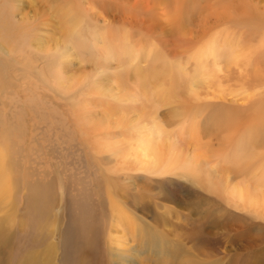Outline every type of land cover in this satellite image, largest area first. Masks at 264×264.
<instances>
[{
    "label": "rangeland",
    "instance_id": "rangeland-1",
    "mask_svg": "<svg viewBox=\"0 0 264 264\" xmlns=\"http://www.w3.org/2000/svg\"><path fill=\"white\" fill-rule=\"evenodd\" d=\"M81 41L112 44L84 60ZM37 70L79 95L55 94ZM90 116L108 120L90 127ZM157 124L181 156L170 171L130 158L119 171L96 149L126 141L130 157ZM8 158L3 264H264V218L221 185L264 191L253 168L264 160V0H0Z\"/></svg>",
    "mask_w": 264,
    "mask_h": 264
},
{
    "label": "bare ground",
    "instance_id": "bare-ground-1",
    "mask_svg": "<svg viewBox=\"0 0 264 264\" xmlns=\"http://www.w3.org/2000/svg\"><path fill=\"white\" fill-rule=\"evenodd\" d=\"M156 5V4H155ZM103 32L100 31L96 36H99L98 39H103ZM119 41H125L124 39H120ZM84 41H81L79 44V55L84 60L89 59H98L101 57L100 55H97V50L100 48H103L104 46H109L112 43L107 42L105 45L98 46L97 49L93 48L92 46L85 47L83 46ZM122 44V43H121ZM236 61L238 63V59L236 58ZM204 64H199L198 66H203ZM13 72H20L19 74L23 78L30 75V71L23 70V69H14ZM34 77L37 78L36 81L38 83H43L53 91L57 95H61L63 97L68 98L70 101H74L76 95H79L80 90H73L70 94H66L61 91V84L57 83L56 74L52 72H39L38 70L34 72ZM198 77H201V79L204 78V75H202V72H198ZM84 85L90 87L89 83L87 81H82ZM83 88V87H80ZM98 90H101V87H96ZM82 93V92H81ZM87 93V92H86ZM87 107V106H86ZM91 111V110H89ZM90 119L89 125L90 127L95 126V128H99L100 126L104 125L106 123V120H108L107 117H98L96 118L97 123L95 124L94 117L90 116L88 117ZM101 124V125H100ZM169 134V131H167ZM165 133L163 128L160 125H155L154 128H152L149 135L146 136V138L139 140L137 145L135 146L134 153L129 157L126 155V141H123L120 145V150L117 152V149L119 148L118 145H111L110 143H104L102 145H97V151L100 154L101 151L107 152L108 150L111 152L112 155L119 158L118 160V167L119 171L126 170V158H130L132 161H135L137 163H140L141 161H145L148 164L147 171L153 170L154 172H165L172 170L175 166L178 165V163L181 162V156L172 148L174 145L172 140H170V137ZM163 150H167L165 155L161 154ZM254 167L256 169H259L257 181L264 183V160L253 163ZM4 168H6L9 173H12V168H14L12 159H7L4 162L0 163V188L4 190V192H0V201L1 198H5L7 196H10V190H8V187H4L3 179L6 177L5 172L3 171ZM207 180L210 184L216 185L215 178L213 176V172H208L206 175ZM221 181V180H220ZM221 185H223V188L225 192L227 193L228 197L230 198V202L232 203L234 208H241L242 210H246L248 212H251L252 214H255L256 216L264 218V191L254 188L251 183L245 182L244 184H240V182L236 183H229V182H223ZM49 193V194H48ZM48 193L45 192V195L47 199L50 200V187H48ZM52 200V199H51ZM43 201L41 200V203ZM53 204V200H52ZM55 209V208H54ZM52 235H49L48 237L52 239L53 236V230H51ZM43 234V233H42ZM0 235H2V232L0 231ZM1 246V244H0ZM8 251L12 254L13 250L15 249V246L13 245V241H9L7 244ZM57 249V246L54 244L48 245L46 248L47 256L50 255V250ZM1 248H0V264H3L2 256H1ZM6 264V263H4ZM173 264H188L185 263H173Z\"/></svg>",
    "mask_w": 264,
    "mask_h": 264
}]
</instances>
